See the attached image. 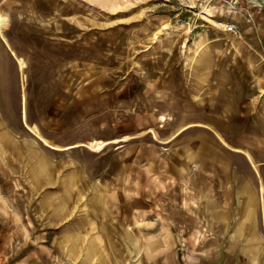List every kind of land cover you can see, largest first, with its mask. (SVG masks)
I'll return each mask as SVG.
<instances>
[{"label": "rangeland", "instance_id": "rangeland-1", "mask_svg": "<svg viewBox=\"0 0 264 264\" xmlns=\"http://www.w3.org/2000/svg\"><path fill=\"white\" fill-rule=\"evenodd\" d=\"M0 15V264L250 263L225 248L264 221V0Z\"/></svg>", "mask_w": 264, "mask_h": 264}, {"label": "crops", "instance_id": "crops-1", "mask_svg": "<svg viewBox=\"0 0 264 264\" xmlns=\"http://www.w3.org/2000/svg\"><path fill=\"white\" fill-rule=\"evenodd\" d=\"M253 223V222H252ZM254 230H250L249 236L246 234L244 235V230H241L238 233L239 240L236 241L234 244H229L225 250H242L241 253H244V250H248L246 258H250L249 264H264V221L261 222V230H257L258 226L255 225ZM241 234V236L239 235ZM241 239V240H240ZM259 250H262L263 254L261 253V262H259ZM242 261V260H241ZM243 262V261H242ZM242 262H237L233 264H242Z\"/></svg>", "mask_w": 264, "mask_h": 264}, {"label": "bare ground", "instance_id": "bare-ground-1", "mask_svg": "<svg viewBox=\"0 0 264 264\" xmlns=\"http://www.w3.org/2000/svg\"><path fill=\"white\" fill-rule=\"evenodd\" d=\"M4 23H5V18H4L2 15H0V26H1V25H4ZM149 132H152L153 136L156 138V136H155L153 130H149ZM128 137H129V136H125L124 139H125V138H128ZM106 143H107V142H103V143L99 142V143L93 148V150H98V149L103 148L104 145H105ZM84 146H85V145H84ZM86 146H87V145H86ZM87 147H88V146H87Z\"/></svg>", "mask_w": 264, "mask_h": 264}, {"label": "built area", "instance_id": "built-area-1", "mask_svg": "<svg viewBox=\"0 0 264 264\" xmlns=\"http://www.w3.org/2000/svg\"><path fill=\"white\" fill-rule=\"evenodd\" d=\"M229 27V26H228ZM231 27V26H230Z\"/></svg>", "mask_w": 264, "mask_h": 264}]
</instances>
